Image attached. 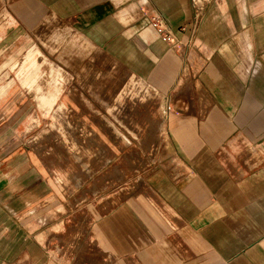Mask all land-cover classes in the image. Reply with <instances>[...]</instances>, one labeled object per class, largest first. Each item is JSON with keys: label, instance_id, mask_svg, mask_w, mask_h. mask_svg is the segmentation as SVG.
Masks as SVG:
<instances>
[{"label": "crops", "instance_id": "1", "mask_svg": "<svg viewBox=\"0 0 264 264\" xmlns=\"http://www.w3.org/2000/svg\"><path fill=\"white\" fill-rule=\"evenodd\" d=\"M0 1L22 31L77 37L61 53L69 70L113 61L163 109L149 130L158 159L125 195L119 164L58 178L6 154L0 264H264V0Z\"/></svg>", "mask_w": 264, "mask_h": 264}, {"label": "rangeland", "instance_id": "2", "mask_svg": "<svg viewBox=\"0 0 264 264\" xmlns=\"http://www.w3.org/2000/svg\"><path fill=\"white\" fill-rule=\"evenodd\" d=\"M4 5L0 1V161L17 150L28 152L56 169L58 178L70 165L93 175L97 164H119L114 188L125 195L134 183L138 190L158 159L149 130L163 114L159 100L113 61L90 57L87 67L69 70L61 53L65 45L79 51V39L70 33L66 44L63 35L22 31L8 22ZM48 68L56 73L55 92L47 87ZM104 174L111 180L117 173ZM112 188L104 194L118 190Z\"/></svg>", "mask_w": 264, "mask_h": 264}, {"label": "built area", "instance_id": "3", "mask_svg": "<svg viewBox=\"0 0 264 264\" xmlns=\"http://www.w3.org/2000/svg\"><path fill=\"white\" fill-rule=\"evenodd\" d=\"M150 24L153 29L158 33L161 39L167 43H174L175 37L174 32L170 28V26L164 21V19L160 16H151Z\"/></svg>", "mask_w": 264, "mask_h": 264}]
</instances>
